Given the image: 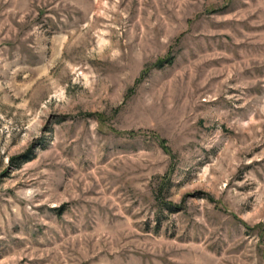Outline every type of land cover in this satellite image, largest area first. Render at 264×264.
I'll return each instance as SVG.
<instances>
[{
    "label": "rangeland",
    "instance_id": "374dc122",
    "mask_svg": "<svg viewBox=\"0 0 264 264\" xmlns=\"http://www.w3.org/2000/svg\"><path fill=\"white\" fill-rule=\"evenodd\" d=\"M0 264H264V0H0Z\"/></svg>",
    "mask_w": 264,
    "mask_h": 264
},
{
    "label": "trees",
    "instance_id": "16d2710c",
    "mask_svg": "<svg viewBox=\"0 0 264 264\" xmlns=\"http://www.w3.org/2000/svg\"><path fill=\"white\" fill-rule=\"evenodd\" d=\"M172 60H173V58H168V59H165V60H161V61H158L157 63H156V65H155V67L156 68H159V69H161V68H163L164 66H165V64H167V63H172ZM92 116H94V115H92ZM95 116H97V115H95ZM100 118H102V116L101 115H98ZM116 133H120V132H118V131H115ZM125 134V133H124ZM128 134V133H127ZM131 136H133V134H134V132H131V133H129ZM160 142H163V141H161L160 140ZM15 160V159H14ZM28 160V158H26V159H24V161H27ZM159 193H162V187H161V189L159 190ZM158 200L160 201V199L158 198ZM160 202H162V200L160 201ZM162 204V203H161ZM164 205L169 209V210H174V211H178L179 210V208L177 207V206H174V205H172V204H166V203H164Z\"/></svg>",
    "mask_w": 264,
    "mask_h": 264
}]
</instances>
